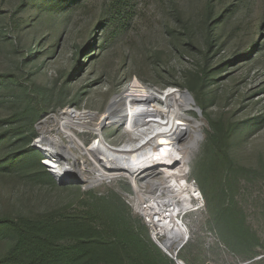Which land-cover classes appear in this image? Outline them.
I'll use <instances>...</instances> for the list:
<instances>
[{"label": "rangeland", "instance_id": "374dc122", "mask_svg": "<svg viewBox=\"0 0 264 264\" xmlns=\"http://www.w3.org/2000/svg\"><path fill=\"white\" fill-rule=\"evenodd\" d=\"M206 7L209 24L220 25L207 53ZM134 80L156 92L187 91L199 109L188 114L201 138L181 171L201 198L183 219L188 240L176 259L264 264V0H0V216H84L96 198L113 195L154 264H177L152 240L127 179L59 182L33 143L41 132L55 134L63 109L101 115ZM33 109L31 124L25 115ZM208 121L223 124L225 145L209 148ZM77 135L86 146L96 137ZM103 135L113 146L139 142L119 126ZM80 166L92 176L86 156Z\"/></svg>", "mask_w": 264, "mask_h": 264}, {"label": "bare ground", "instance_id": "6f19581e", "mask_svg": "<svg viewBox=\"0 0 264 264\" xmlns=\"http://www.w3.org/2000/svg\"><path fill=\"white\" fill-rule=\"evenodd\" d=\"M198 110L185 91L169 88L156 92L134 80L112 97L101 115L63 109L57 116L55 134L41 132L33 143L59 182L127 179L133 188L130 200L135 210L154 227L155 234L165 237L161 244L165 253L183 264L176 259L188 240L183 219L193 210L191 203L196 198L181 169L186 170L190 152L197 149L201 138L199 131H193L197 120L188 114ZM109 126L138 135L139 142L110 145L103 135ZM83 131L96 135L89 146L78 138L77 133ZM83 156L93 163L92 176L81 169Z\"/></svg>", "mask_w": 264, "mask_h": 264}, {"label": "trees", "instance_id": "16d2710c", "mask_svg": "<svg viewBox=\"0 0 264 264\" xmlns=\"http://www.w3.org/2000/svg\"><path fill=\"white\" fill-rule=\"evenodd\" d=\"M205 37L201 47L209 52L215 44L219 22L209 24L212 13L205 9ZM15 23V22H14ZM18 28V24H15ZM189 91L196 83H188ZM34 109L26 113L31 124L38 117ZM209 122V121H208ZM210 132L206 141L210 149L225 145L227 134L221 123L209 122ZM31 138L26 139V143ZM209 153H211L209 151ZM212 157V153L208 156ZM39 161V160H38ZM35 161L36 170L46 174ZM48 176V175H47ZM113 195L98 197L86 215H66L64 212H48L35 218H7L0 216V240H5L0 252V264H154L156 259L147 243L131 231L119 206H112ZM117 202L116 200H114ZM100 220V225H95ZM239 242V238H235Z\"/></svg>", "mask_w": 264, "mask_h": 264}, {"label": "built area", "instance_id": "2783aa9c", "mask_svg": "<svg viewBox=\"0 0 264 264\" xmlns=\"http://www.w3.org/2000/svg\"><path fill=\"white\" fill-rule=\"evenodd\" d=\"M46 167V166H45ZM190 185H191V188H192V190L194 191V192H192L191 193V195H193L194 196V198H196V199H194V200H197V197H199V198H201V194H200V191L198 190V188H197V186L195 185V183L194 182H192V183H189ZM85 188V187H84ZM145 224L150 228V230H151V238H152V240L154 241V243L162 250V251H164L163 249H162V246H161V244L163 243V240L165 239V237H163V236H158L157 234H155V229H154V227H152L146 220H145ZM165 252V251H164ZM171 258V257H170ZM172 259V258H171ZM174 260V259H173ZM174 261H176V260H174Z\"/></svg>", "mask_w": 264, "mask_h": 264}, {"label": "water", "instance_id": "95a60500", "mask_svg": "<svg viewBox=\"0 0 264 264\" xmlns=\"http://www.w3.org/2000/svg\"><path fill=\"white\" fill-rule=\"evenodd\" d=\"M185 92H187V91H185ZM188 93V92H187ZM176 262V261H175ZM177 263V262H176Z\"/></svg>", "mask_w": 264, "mask_h": 264}, {"label": "snow or ice", "instance_id": "6c2138e0", "mask_svg": "<svg viewBox=\"0 0 264 264\" xmlns=\"http://www.w3.org/2000/svg\"><path fill=\"white\" fill-rule=\"evenodd\" d=\"M163 142V141H162Z\"/></svg>", "mask_w": 264, "mask_h": 264}]
</instances>
